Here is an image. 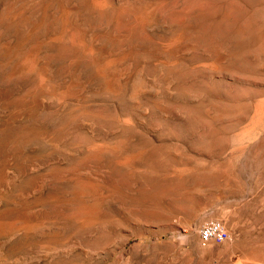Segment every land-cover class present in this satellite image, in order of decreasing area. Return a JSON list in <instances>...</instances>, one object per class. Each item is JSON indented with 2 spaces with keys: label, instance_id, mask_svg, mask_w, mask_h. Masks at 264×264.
<instances>
[{
  "label": "rangeland",
  "instance_id": "374dc122",
  "mask_svg": "<svg viewBox=\"0 0 264 264\" xmlns=\"http://www.w3.org/2000/svg\"><path fill=\"white\" fill-rule=\"evenodd\" d=\"M0 264H264V0H0Z\"/></svg>",
  "mask_w": 264,
  "mask_h": 264
},
{
  "label": "built area",
  "instance_id": "2783aa9c",
  "mask_svg": "<svg viewBox=\"0 0 264 264\" xmlns=\"http://www.w3.org/2000/svg\"><path fill=\"white\" fill-rule=\"evenodd\" d=\"M198 235L204 240L221 242L228 237L223 224L215 218L204 220L197 229Z\"/></svg>",
  "mask_w": 264,
  "mask_h": 264
}]
</instances>
